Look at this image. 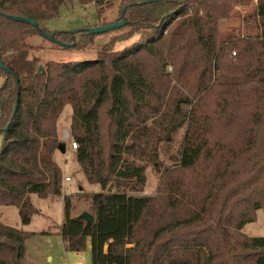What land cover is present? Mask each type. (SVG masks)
<instances>
[{"label":"trees","instance_id":"16d2710c","mask_svg":"<svg viewBox=\"0 0 264 264\" xmlns=\"http://www.w3.org/2000/svg\"><path fill=\"white\" fill-rule=\"evenodd\" d=\"M73 1L0 0V53L10 70H0V206L18 208L28 226L31 195L63 196L55 153L70 105L77 161L102 191L90 198V228L64 197L65 251L90 244L91 264H264V237L243 232L264 211V0L244 17L245 34L220 25L253 0H120L122 38L138 41L41 69L29 43L41 33L6 16L36 20L65 48L84 50L97 35L46 26ZM77 1L101 17L114 0ZM180 131L158 194L142 195L144 164L159 165L160 145ZM30 237L0 222V264H23Z\"/></svg>","mask_w":264,"mask_h":264},{"label":"rangeland","instance_id":"374dc122","mask_svg":"<svg viewBox=\"0 0 264 264\" xmlns=\"http://www.w3.org/2000/svg\"><path fill=\"white\" fill-rule=\"evenodd\" d=\"M257 4L256 0L252 5L245 7L235 6L233 16L221 22V32H234L235 34H245L246 27L244 17L250 12L253 6ZM120 0H114L110 6L105 7L104 13L98 17L97 8L94 4L83 6L77 0L68 3L60 8L58 18L46 22L47 28L51 31H69L78 28H96L109 26L120 20L121 14ZM128 28L114 30L105 34L95 36L93 44L87 49L75 50L62 47L53 42L46 41L40 36H34L29 39V43L34 46L32 56L40 58L41 69L45 68L47 63H70L92 61L97 58V52L104 46L113 44L115 51L122 50L139 40L140 37L125 41L123 36L128 33ZM172 72V69H169ZM4 79H0V86ZM72 107L66 106L58 122V134L60 141L65 144V152L58 150L55 153V161L59 165L63 174V196L56 199H40L36 195H31L30 199L36 208V213L32 222L28 226H23L20 218V212L16 207L0 206V213L5 214L6 218L1 221L5 225L22 229L31 237L26 241V264H64L66 260L70 262H81L91 264V249L88 248L79 256L73 252L65 251L61 238V228L64 223V197L72 199L73 217H79L83 213L91 214V195L99 193L102 188L99 185L89 183L81 170L76 158V150L72 149L74 142L71 136ZM69 132V138L64 139V133ZM184 135L180 131L175 141L169 144L160 145L159 165L154 163H145L146 166V185L142 195L154 197L159 192V187L167 170L174 167L178 156L180 141ZM4 145V136L0 134V153ZM137 163H140L137 161ZM70 179V182L67 180ZM243 232L251 237H264V211L257 212L256 221L245 226ZM51 240V242H49ZM91 246V245H90ZM51 257V260H48ZM24 264V262H23Z\"/></svg>","mask_w":264,"mask_h":264},{"label":"water","instance_id":"95a60500","mask_svg":"<svg viewBox=\"0 0 264 264\" xmlns=\"http://www.w3.org/2000/svg\"><path fill=\"white\" fill-rule=\"evenodd\" d=\"M156 1H159V0H156ZM6 17L12 21L31 24L41 33L42 37L46 38L50 42L58 43V44L62 45L63 47L68 46L64 43L57 41L55 37L49 36L48 34L42 32L41 29L39 28V24L36 20L30 19V18H24V17H17V16H6ZM126 24H127V21L123 20V21H119V22L112 24V25H109V26L96 27V28H85V29H82L81 31H85L86 33L92 34V35H99V34H105V33H108V32L114 31V30H118V29L124 27ZM0 70H5L8 74L10 73V70L7 69L3 63L1 53H0ZM0 105H1V99H0ZM59 150L65 152V150H66L65 144H61L59 147ZM77 218L80 220L87 221V228H90L95 223V217L89 213H83L81 216H79Z\"/></svg>","mask_w":264,"mask_h":264},{"label":"built area","instance_id":"2783aa9c","mask_svg":"<svg viewBox=\"0 0 264 264\" xmlns=\"http://www.w3.org/2000/svg\"><path fill=\"white\" fill-rule=\"evenodd\" d=\"M233 56H236V53H233ZM68 138H69V132L66 131L64 133V139L67 140ZM71 148L74 149V150H77L78 144L73 142ZM67 180L70 181V179H67ZM64 264H83V263H81V262H70V261L67 260V261L64 262Z\"/></svg>","mask_w":264,"mask_h":264},{"label":"crops","instance_id":"0c3cea01","mask_svg":"<svg viewBox=\"0 0 264 264\" xmlns=\"http://www.w3.org/2000/svg\"><path fill=\"white\" fill-rule=\"evenodd\" d=\"M70 182V181H69ZM2 218H6V216H5V214H3V213H0V222H3V221H1V219ZM7 226H9V225H7ZM11 227V226H10ZM63 241V240H62ZM49 242H51V240H49ZM63 243V242H62ZM26 245H27V243H26ZM89 247H90V249H91V246L89 245ZM81 253H75L74 255H76V256H79ZM26 257H27V253H26ZM48 260L50 261L51 260V257H48ZM67 261V260H66ZM27 262H26V260L24 261V264H26Z\"/></svg>","mask_w":264,"mask_h":264}]
</instances>
